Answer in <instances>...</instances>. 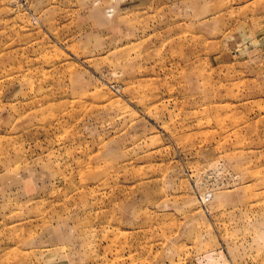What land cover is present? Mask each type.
Listing matches in <instances>:
<instances>
[{"label":"rangeland","instance_id":"obj_1","mask_svg":"<svg viewBox=\"0 0 264 264\" xmlns=\"http://www.w3.org/2000/svg\"><path fill=\"white\" fill-rule=\"evenodd\" d=\"M0 264H264V0H0Z\"/></svg>","mask_w":264,"mask_h":264}]
</instances>
